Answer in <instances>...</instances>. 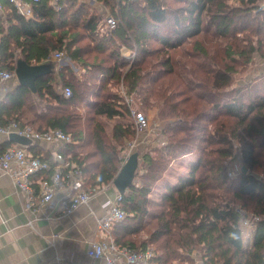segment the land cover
Returning a JSON list of instances; mask_svg holds the SVG:
<instances>
[{"label":"trees","instance_id":"1","mask_svg":"<svg viewBox=\"0 0 264 264\" xmlns=\"http://www.w3.org/2000/svg\"><path fill=\"white\" fill-rule=\"evenodd\" d=\"M0 1L9 12L6 21L0 17V71L15 69L16 51L26 63L51 70L35 82L34 93L17 86L7 94L0 127L15 122L39 133L58 128L69 134L74 142L60 151L81 169L88 187L113 181L124 140L136 133L123 122L129 110L112 88L121 85L134 97L144 79L157 83L175 72L173 52L184 43L207 54L200 36L224 40L226 63L213 61L222 66L213 76V99L198 95L205 104L193 107L190 117L168 121L160 146L141 156L134 185L120 202L125 218L112 237L118 246L152 248L149 264L192 261L193 252L203 264H264V81L232 86L235 65L244 69L256 57L264 60V0H93L119 20L103 33V15L80 0H58V10L52 0H39L29 18ZM122 47L135 51L131 64ZM51 52L65 53L82 72L78 77L69 66L59 68L70 98L57 91L58 63L46 62ZM80 105L89 113L84 128L71 110ZM99 117L120 121L108 133ZM29 150L42 154L38 147ZM192 154L188 170L171 176L174 184L161 182L172 163ZM236 155L247 173L229 177ZM41 158L53 165L49 152ZM241 207L258 217L248 250L242 247Z\"/></svg>","mask_w":264,"mask_h":264},{"label":"built area","instance_id":"2","mask_svg":"<svg viewBox=\"0 0 264 264\" xmlns=\"http://www.w3.org/2000/svg\"><path fill=\"white\" fill-rule=\"evenodd\" d=\"M11 4L16 12L24 17L32 14V4L39 0H5ZM56 10L59 9L58 0H52ZM1 7V5H0ZM264 8V4H262ZM107 29L116 27L119 20L113 16L105 18ZM135 53H132L128 59L133 62ZM64 59L63 52H55L53 60L61 65ZM15 78L14 70L0 71V81H6ZM62 95L70 98L72 95L69 87L62 88ZM124 104L128 107L129 117L136 130H142L146 126V119L140 112L131 108L133 97L122 91ZM13 131L20 136L27 137L36 142L51 144L53 150V165L50 161L42 159L39 156L30 154L23 147L13 145L8 147L0 154V170L10 176L14 185L19 191L27 195L28 204L26 208L37 211L40 206L48 204L54 200L58 205L60 213L68 216L78 208L88 203L112 187V182L102 184L96 187L84 186V176L81 169L70 159V156L64 157L61 149L72 144L74 141L69 134H65L58 128L39 133L29 126L18 127L15 122H11L6 127H0V134L9 135ZM130 153L127 152L123 157V162ZM241 172V163L235 162L228 169V176L235 177ZM58 195L59 198L57 197ZM38 204L35 205L34 200ZM122 195L118 194L115 199L107 200L102 205L103 214L96 219V227L100 233L104 234V239L93 242L88 248L86 255L93 263L99 261L100 264H149L154 257L153 249L147 248L144 251H137L129 247L118 246L110 236L115 224L125 218V212L121 209L120 202ZM240 214L241 236L246 235V230L256 223L258 217H247L246 212L238 208ZM254 225V224H253ZM52 264H73L71 262L56 260Z\"/></svg>","mask_w":264,"mask_h":264},{"label":"crops","instance_id":"3","mask_svg":"<svg viewBox=\"0 0 264 264\" xmlns=\"http://www.w3.org/2000/svg\"><path fill=\"white\" fill-rule=\"evenodd\" d=\"M92 3L95 4L96 2L93 1ZM0 5V17L6 21L9 12L7 8L2 6L1 1ZM124 49L129 51L130 55L131 52L135 53L134 50ZM53 54V52L50 53L46 62L54 61ZM126 54L123 57L129 61ZM14 59L16 61L20 60L19 51L14 53ZM63 66H66V63L58 64L55 71L56 80L60 78L58 71ZM17 86L16 78L0 81V103ZM123 122L127 123L126 121ZM11 134L16 133L11 131L9 135ZM9 135L0 134V154L13 145L23 147L30 154L32 153L29 148L38 147L42 149V154L36 155L39 157H43L45 152L51 154V150H53L51 144L36 142L28 138L30 140L29 144L23 145L12 141ZM143 145H145V142ZM153 147H149V149ZM134 151L138 152L140 156L144 154L138 150ZM120 158H123L122 155H120ZM51 159L53 161L52 155ZM188 159H195V155H188L174 163L180 165V171L185 172L189 168ZM174 163L170 165L164 176L169 174ZM168 180L173 183L171 179ZM173 180L175 182V179ZM118 194L112 186L105 194H100L92 199L88 205L81 206L68 216L60 213L56 200L40 206L37 211H32L26 208L28 204L27 195L19 191L10 176L0 170V264H52L56 260L73 264H100L99 261L92 263L86 252L93 242L105 238L104 234L97 230L96 219L103 214L102 205L104 202L115 199ZM59 196L61 195L57 197L59 198ZM34 203L35 205L38 204L37 199L34 200ZM112 232L113 229L110 232L111 238H113ZM254 232L255 228L249 227L246 230V235L242 239L244 250H248L252 246ZM199 255L194 252L190 255L195 264H203Z\"/></svg>","mask_w":264,"mask_h":264},{"label":"rangeland","instance_id":"4","mask_svg":"<svg viewBox=\"0 0 264 264\" xmlns=\"http://www.w3.org/2000/svg\"><path fill=\"white\" fill-rule=\"evenodd\" d=\"M81 1L86 3L89 7H92L95 10L97 9V12L103 15L104 20L110 15V12L104 8L102 4H93L92 0ZM105 29L107 28L104 22L100 32H105ZM198 39V41L202 43H200L201 47L207 52V54L194 50L191 44L184 43L173 52L177 53L175 55V61L178 62L173 74H166L157 83H151L150 79H144V81H142L138 93L133 97L134 100L131 104V108L144 115L147 121L146 126L139 131L135 129L136 133L133 139L124 140V149L121 152L122 156L127 152L131 153L134 150H138L143 154L149 150V147L154 146L153 148H155L160 146L161 137L159 136V133L168 121L192 116L191 113L193 107L200 109L205 104V102L199 100L198 95L202 94L209 99H213L214 94L211 89L213 76L217 69L222 67L215 66L213 61L220 65H222L223 62L226 63L223 59V46L225 41L221 39L214 40L209 35L206 37L200 36ZM120 53H122V55L127 53L126 56H130V52L123 47L120 49ZM63 62L64 64L66 63V66H69L78 77H81V70L74 66L65 53L62 63ZM131 63L132 62H130V64ZM235 67L236 72L232 75V86H235V84L243 85L254 78H261L260 81H264V60H261L258 57H256L249 65L242 66L245 67L244 69L236 65ZM56 84L57 91L61 93L63 87L61 78L56 80ZM189 88H191V90ZM112 91L120 96L121 103L124 104L122 97V91H124V89L122 86L118 85L113 87ZM42 105L44 106L45 103L42 102ZM71 110L76 111L81 115V125L83 127L85 120L89 117L85 105L71 107ZM188 113L191 115L189 114L188 116ZM99 120L108 133H110L112 126L120 121L118 119L108 120L105 117H99ZM123 121L132 124L129 116ZM201 123H205V121H201ZM144 142L145 145H143ZM239 161V156L236 155V157L230 162L231 164H229L228 169L231 168L233 163ZM179 166L180 165L174 163L171 168L172 170H170L168 175L164 176L161 182H168V179H171V182L175 183L173 180L174 178L171 176L174 175L176 171L184 173L183 171H180ZM157 195L158 194L154 193L151 197H156ZM241 209L246 212L247 217L252 216L248 209L244 207H241ZM253 224L250 226L251 228H255V223ZM174 263L195 264L193 259L191 261L186 258L176 260L173 264Z\"/></svg>","mask_w":264,"mask_h":264},{"label":"water","instance_id":"5","mask_svg":"<svg viewBox=\"0 0 264 264\" xmlns=\"http://www.w3.org/2000/svg\"><path fill=\"white\" fill-rule=\"evenodd\" d=\"M50 72L51 70L48 64L31 65L21 59L16 62L14 69L18 86L26 87L33 93L35 92V82ZM9 138L23 145H28L30 141L27 137L17 134H11ZM140 158L141 156L138 152L132 151L113 179L112 185L120 195H124L134 185V176L139 167ZM241 173H247L245 166L241 167Z\"/></svg>","mask_w":264,"mask_h":264}]
</instances>
